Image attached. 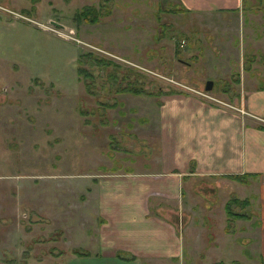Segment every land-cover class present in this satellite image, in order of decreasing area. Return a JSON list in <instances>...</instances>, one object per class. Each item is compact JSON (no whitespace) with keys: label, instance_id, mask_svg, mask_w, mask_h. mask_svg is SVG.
I'll list each match as a JSON object with an SVG mask.
<instances>
[{"label":"rangeland","instance_id":"obj_1","mask_svg":"<svg viewBox=\"0 0 264 264\" xmlns=\"http://www.w3.org/2000/svg\"><path fill=\"white\" fill-rule=\"evenodd\" d=\"M90 5L97 13L79 19L75 12ZM178 6L176 0H0V264L108 263L92 253L100 250L101 217L88 186L113 170L161 164L168 170L175 134L163 127L159 86L235 102L244 88L237 77L264 72V0H244L233 13L172 10ZM208 79L214 83L207 91ZM134 83L141 92L122 88ZM201 178L193 189L182 182L180 197L202 203L204 216L210 208L211 217L226 219L225 200L249 192L228 175ZM249 202L252 218L224 229L236 236L220 234L221 221L196 226L198 243L217 242L222 252L201 248L208 254L193 250L174 263L221 257L229 263L235 254L239 264H260L252 223L259 211Z\"/></svg>","mask_w":264,"mask_h":264},{"label":"crops","instance_id":"obj_2","mask_svg":"<svg viewBox=\"0 0 264 264\" xmlns=\"http://www.w3.org/2000/svg\"><path fill=\"white\" fill-rule=\"evenodd\" d=\"M176 1L187 12L217 9L233 13L244 5V0ZM261 76L264 77V72L257 76L239 75L237 82L244 88L235 102L226 103L210 96L212 94L210 100L202 99L201 95L197 98L183 87V91L174 87L177 90L160 94L163 95L159 104L163 127L169 126V132L175 134L174 146L169 149L172 152L168 161L170 166L168 170L163 164L157 170H113L105 173L109 177L96 180L94 189L88 186L96 194L94 214L97 219L101 217L97 222L101 224L97 236L100 250L92 253L108 262L105 264H175L193 250L196 255H207L201 251L206 248L205 244L198 243L195 232L198 223L204 226L214 222L217 227L221 221L220 234H225L226 238L236 235L231 232H234L231 227L229 231L225 230L228 233L224 231L227 216L226 219L223 215L220 219L211 217L208 206L209 216H204L206 209L202 203L181 200L182 182L189 185L191 181L190 188L193 189L198 177L228 175L232 182L240 183L242 181L232 175L244 174L247 180L242 184L249 186V192L246 196H238L250 194V201L257 203L259 212L252 223L258 227L255 241L258 242L260 264H264V85L257 87L255 84ZM192 90L208 94V90L207 93L197 88ZM233 91L229 94L233 95ZM194 100L197 104L192 102ZM239 219L235 218L231 224ZM214 240L217 241L215 237ZM218 247L222 248V245L216 242L206 249L209 253L222 252ZM234 255L230 261L238 258Z\"/></svg>","mask_w":264,"mask_h":264},{"label":"trees","instance_id":"obj_3","mask_svg":"<svg viewBox=\"0 0 264 264\" xmlns=\"http://www.w3.org/2000/svg\"><path fill=\"white\" fill-rule=\"evenodd\" d=\"M172 10L184 11L186 9L182 6H178ZM75 13L79 19H82L83 16L86 17V16L93 15L94 13H97V9L95 6L90 5V6H85V7L81 8L80 10H77ZM263 57H264V55H263ZM93 59H95L97 62H103V60H101L98 57H93L91 59V61H93ZM84 75L90 76V78H91V73L88 71L84 72ZM236 80L238 81V79H236ZM126 84L124 85V87H122L126 91L141 92V90L144 88L142 85L136 86L135 83H134L135 85H130V84L126 85ZM158 89L160 91L159 92L160 94L163 92H166V91L162 90V87H160V86ZM171 89L173 90L174 87H172ZM169 92H171V91H169ZM232 177H234V178H236L242 182L247 180L246 176L244 174H235V175H232ZM249 201H250L249 197H240V196L232 193L229 196V198L226 200L225 205H224L225 209H226V216H227L228 222L233 221L235 218H249L251 215L248 214V211L246 210V206L248 204H250ZM72 250L76 253L80 252V249H78V248H73ZM81 252H83V251H81ZM216 263H219V264H239V261L237 259H234V260L230 261L229 263H224V261L223 262L217 261Z\"/></svg>","mask_w":264,"mask_h":264},{"label":"water","instance_id":"obj_4","mask_svg":"<svg viewBox=\"0 0 264 264\" xmlns=\"http://www.w3.org/2000/svg\"><path fill=\"white\" fill-rule=\"evenodd\" d=\"M50 22L54 23V24H56L58 26H61V27L64 26L62 23H60V22H58L56 20H53V19H51ZM212 86H213V80L212 79H208L205 82L204 89L205 90H210L212 88Z\"/></svg>","mask_w":264,"mask_h":264}]
</instances>
